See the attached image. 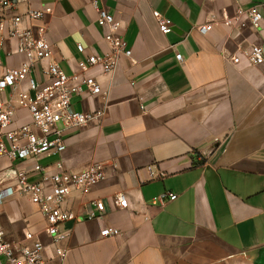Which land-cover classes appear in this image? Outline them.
Masks as SVG:
<instances>
[{
  "label": "crops",
  "instance_id": "crops-1",
  "mask_svg": "<svg viewBox=\"0 0 264 264\" xmlns=\"http://www.w3.org/2000/svg\"><path fill=\"white\" fill-rule=\"evenodd\" d=\"M262 1L21 0L15 13L51 7L40 23L68 75L86 55L110 51L101 9L120 21L132 55H120L110 74L90 72L99 93L84 87L72 96L73 111L95 117L66 135L60 156L2 162L6 186L19 170L37 180L41 165L54 171L58 161L66 175L103 164L102 180L67 198L65 208L77 215L61 225L67 235L54 243L39 207L11 195L0 206L6 239L35 233L44 264H264V64L252 65L246 55L254 46L264 50V20L259 29L226 22L238 7ZM158 16L171 21V32L159 29ZM205 23L212 30L201 34ZM14 48L8 39L0 73L25 61ZM33 76L44 81L39 69ZM10 96L9 88L0 91V101ZM16 120L31 121L25 109ZM166 192L176 199L162 202ZM119 193L128 207L119 205ZM93 201L103 202V211Z\"/></svg>",
  "mask_w": 264,
  "mask_h": 264
},
{
  "label": "built area",
  "instance_id": "built-area-1",
  "mask_svg": "<svg viewBox=\"0 0 264 264\" xmlns=\"http://www.w3.org/2000/svg\"><path fill=\"white\" fill-rule=\"evenodd\" d=\"M21 0H0V51H5L6 41L15 42L13 52L23 55L26 59L17 68H5L0 73V91L11 90L10 98L0 101V168L4 159L11 162L26 159H38L41 156L61 155L66 148V135L69 132L86 126L95 116L71 109V98L85 87L91 94L101 91V84L90 72L99 69L102 74H110L116 68L120 55L131 56L132 50L120 34L121 23L105 9L99 10L98 24L103 29V37L110 44L108 52L99 54L92 52L78 62V70L70 75L54 61L51 43L46 36V27L40 23L51 12V7H29L22 14L15 13ZM15 11V12H14ZM158 26L163 33L173 30L171 21L158 16ZM236 20L242 27L253 29L262 27L264 20V0L250 8L238 7L233 18H226L232 25ZM26 21L37 25H24ZM212 23L201 24L198 30L207 34L212 30ZM78 51L84 47L78 44ZM12 53V51H10ZM8 54V53H7ZM252 65L264 64V50L254 46L246 51ZM178 59L181 58L177 54ZM235 61H239L236 58ZM39 69L44 78L37 80L33 73ZM25 84V87L23 86ZM19 109H25L31 119L30 123L17 124L16 116ZM12 168V167H10ZM104 177L101 162H93L78 173L66 175L61 161L39 167V178L33 180L24 170L14 175V183L5 185L0 177V206L7 196L26 197L39 207L46 220V231L57 243L67 234L60 231L61 225L73 221L77 215L65 208L67 198L75 191L87 192ZM166 197L176 199V195L166 192L161 195L163 202ZM117 201L122 208L129 205L126 194L119 193ZM92 204L103 211L101 201ZM96 217L94 212L89 218ZM108 236V234H105ZM44 244L35 233L28 231L22 241L14 242L6 239L0 227V264H44ZM62 258L65 250L57 248Z\"/></svg>",
  "mask_w": 264,
  "mask_h": 264
}]
</instances>
